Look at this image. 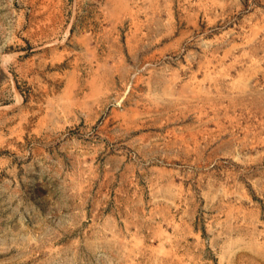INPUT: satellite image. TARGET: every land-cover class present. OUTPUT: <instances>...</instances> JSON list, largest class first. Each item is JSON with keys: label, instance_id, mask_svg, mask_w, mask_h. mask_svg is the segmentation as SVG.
<instances>
[{"label": "rangeland", "instance_id": "rangeland-1", "mask_svg": "<svg viewBox=\"0 0 264 264\" xmlns=\"http://www.w3.org/2000/svg\"><path fill=\"white\" fill-rule=\"evenodd\" d=\"M0 264H264V0H0Z\"/></svg>", "mask_w": 264, "mask_h": 264}]
</instances>
